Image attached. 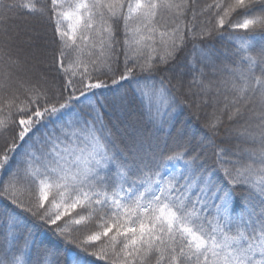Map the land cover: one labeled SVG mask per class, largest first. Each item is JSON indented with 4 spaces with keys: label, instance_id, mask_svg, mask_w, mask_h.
<instances>
[{
    "label": "snow or ice",
    "instance_id": "obj_1",
    "mask_svg": "<svg viewBox=\"0 0 264 264\" xmlns=\"http://www.w3.org/2000/svg\"><path fill=\"white\" fill-rule=\"evenodd\" d=\"M0 264H264V0H0Z\"/></svg>",
    "mask_w": 264,
    "mask_h": 264
},
{
    "label": "trees",
    "instance_id": "obj_2",
    "mask_svg": "<svg viewBox=\"0 0 264 264\" xmlns=\"http://www.w3.org/2000/svg\"><path fill=\"white\" fill-rule=\"evenodd\" d=\"M202 2H204V0H202ZM33 23H37V22L34 20ZM40 28L47 34L49 40H52L53 39V26H52V24H50V23H43V24L40 25ZM234 34L237 35V36H240V35H243L244 33L242 31H237ZM54 46L55 45H53V47ZM221 46H223L225 48H231L232 47V45L227 40L222 41V42H218L216 44V47L217 48H219ZM35 259H36V257L33 256V260H35Z\"/></svg>",
    "mask_w": 264,
    "mask_h": 264
}]
</instances>
